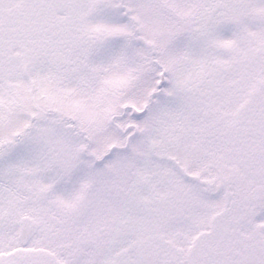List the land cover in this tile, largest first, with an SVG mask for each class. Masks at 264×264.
Listing matches in <instances>:
<instances>
[{
	"label": "snow or ice",
	"instance_id": "6c2138e0",
	"mask_svg": "<svg viewBox=\"0 0 264 264\" xmlns=\"http://www.w3.org/2000/svg\"><path fill=\"white\" fill-rule=\"evenodd\" d=\"M0 264H264V0H0Z\"/></svg>",
	"mask_w": 264,
	"mask_h": 264
}]
</instances>
